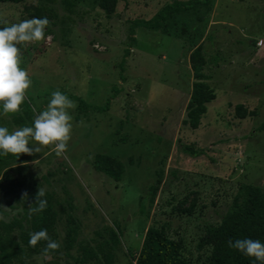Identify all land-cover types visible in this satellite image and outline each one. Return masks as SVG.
Listing matches in <instances>:
<instances>
[{"label": "rangeland", "instance_id": "374dc122", "mask_svg": "<svg viewBox=\"0 0 264 264\" xmlns=\"http://www.w3.org/2000/svg\"><path fill=\"white\" fill-rule=\"evenodd\" d=\"M173 1L188 0L0 3V20L7 21L0 28L49 20L44 40L19 46L20 67L32 81L25 100L31 118L22 106L5 116L0 104V127L11 133L33 126L56 90L76 105L70 96L88 107L108 100L103 112L69 110L72 136L62 156L32 140L29 147L38 153H0V182L16 186L0 196V220H30L36 213L29 206L36 207L43 189L40 199L54 213L48 236L60 244L44 255L42 240L37 252L12 264H75L85 249L104 264L108 248L110 264L133 263L125 251L139 250L150 225L180 240L191 264H206V232L220 224L237 188H264V0H208L171 15L158 29L129 34L131 21L149 20ZM197 47L213 97L192 130L183 119L193 82L189 55ZM184 148L203 154L189 156ZM97 154L121 164L118 182L94 171ZM108 228L119 231L120 247L107 241Z\"/></svg>", "mask_w": 264, "mask_h": 264}, {"label": "trees", "instance_id": "16d2710c", "mask_svg": "<svg viewBox=\"0 0 264 264\" xmlns=\"http://www.w3.org/2000/svg\"><path fill=\"white\" fill-rule=\"evenodd\" d=\"M24 0H0V3L18 4ZM208 0H188L173 1L164 5L149 20L135 19L130 22L128 32L134 35V30L138 27L147 30L160 28L171 15L179 12L190 11L195 5H206ZM135 43L131 37L130 45ZM128 55V50L123 51L119 67H122L123 59ZM190 69L192 71L193 82L188 99V105L185 108L183 124L190 129H196L199 124V118L204 114L206 104L212 99L213 95L208 86L203 82L202 74V56L200 48L197 47L189 55ZM77 101L78 110H90L103 112L107 109L108 100L103 106H86L83 100L76 96H70ZM26 112L27 118H31L32 110L30 105L25 101L22 105ZM183 152L189 156H198L203 154L201 149L190 150L184 148ZM1 160V158H0ZM95 172L106 176L114 182L120 180L122 166L119 162L110 159L103 154L95 155L92 163ZM0 182V196L6 197L16 191L15 185ZM68 223V239H72L70 223ZM54 224V213L51 206L43 212H38L30 220L25 216L21 220L12 218L8 222L0 220V264H12V259L21 255L25 257L28 253H35L41 244V241L35 247L29 246L30 233L46 229L49 233ZM108 242L113 247H120L121 244L119 231L114 228L107 229ZM206 244L210 245V253L206 258V264H261L254 258L244 255L242 252L231 248L228 241L231 239L250 238L259 240L264 243V188L255 185L244 184L237 188L228 210L221 219L217 227L210 228L206 232ZM104 244L106 246V243ZM182 243L180 240H173L166 236L162 228H156L150 225L145 230L139 250L134 253L129 250L125 251V256L133 263L128 264H191L181 254ZM94 257L86 249L79 259H75V264H99L97 259L94 261L87 257ZM104 264H110L112 260L111 249L108 248L103 255ZM91 262V263H88ZM18 264H25L19 261Z\"/></svg>", "mask_w": 264, "mask_h": 264}, {"label": "clouds", "instance_id": "9594fccd", "mask_svg": "<svg viewBox=\"0 0 264 264\" xmlns=\"http://www.w3.org/2000/svg\"><path fill=\"white\" fill-rule=\"evenodd\" d=\"M0 23L7 25L6 20ZM49 20L45 18H31L19 23H12L0 28V104L3 106V114H17L21 111V105L27 98V92L31 87L29 73L20 67V47L45 39V29ZM76 104L67 95L56 90L52 93L47 107L34 119L33 126H23L13 132L7 127H0V153L7 156L12 154L32 155L38 153L39 148L29 147V141H35L41 146H54L57 156H62L68 148V142L72 136V116L70 109H75ZM35 112L36 109L33 108ZM45 192L39 189L36 195V207L29 206L30 213L43 212L47 207V201L40 199ZM22 199H27V193L22 194ZM47 241L43 254L56 251L60 248L57 241L51 240L47 230L42 229L30 233L29 246L35 247L40 241ZM234 248L244 255L254 258L264 264V243L250 238L228 241Z\"/></svg>", "mask_w": 264, "mask_h": 264}, {"label": "built area", "instance_id": "2783aa9c", "mask_svg": "<svg viewBox=\"0 0 264 264\" xmlns=\"http://www.w3.org/2000/svg\"><path fill=\"white\" fill-rule=\"evenodd\" d=\"M261 42L260 41H258V43L257 44H260Z\"/></svg>", "mask_w": 264, "mask_h": 264}]
</instances>
